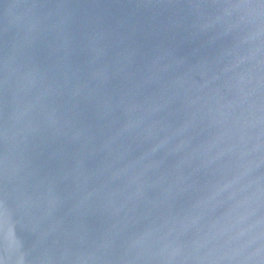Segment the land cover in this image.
<instances>
[{
  "label": "water",
  "instance_id": "95a60500",
  "mask_svg": "<svg viewBox=\"0 0 264 264\" xmlns=\"http://www.w3.org/2000/svg\"><path fill=\"white\" fill-rule=\"evenodd\" d=\"M0 264H264V0H0Z\"/></svg>",
  "mask_w": 264,
  "mask_h": 264
}]
</instances>
